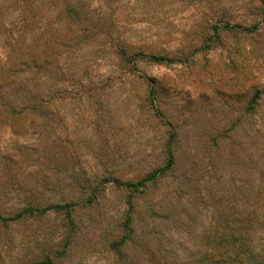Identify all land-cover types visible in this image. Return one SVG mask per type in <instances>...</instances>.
<instances>
[{"label":"rangeland","instance_id":"1","mask_svg":"<svg viewBox=\"0 0 264 264\" xmlns=\"http://www.w3.org/2000/svg\"><path fill=\"white\" fill-rule=\"evenodd\" d=\"M86 3L113 16L60 61L75 93L30 128L0 117V264H204L207 236L236 228L262 249L264 0ZM20 6L0 0V42L21 32ZM216 21L256 29L218 38ZM168 147L174 166L145 186L113 182L154 173ZM56 204L69 208L18 215Z\"/></svg>","mask_w":264,"mask_h":264},{"label":"trees","instance_id":"2","mask_svg":"<svg viewBox=\"0 0 264 264\" xmlns=\"http://www.w3.org/2000/svg\"><path fill=\"white\" fill-rule=\"evenodd\" d=\"M20 3L19 13L22 16L21 32L9 31L6 38L0 42V92H14L16 97L8 102H0V117L22 120L31 119L28 127L41 117H53L59 112L58 101L64 95H73L74 81L60 82V61L69 50L79 47L99 35H109V16L96 12L98 7H92L87 0H45L41 13L34 14L30 0H17ZM91 3V2H90ZM99 11V10H98ZM31 14V21L37 26L33 28L25 23L26 15ZM1 21V16H0ZM220 21V20H219ZM211 22L210 30L216 37L222 32H232L237 29L251 31L256 27H245L241 24ZM29 26V27H28ZM28 29L26 34L25 30ZM12 30V29H11ZM118 49L126 48L124 44H116ZM125 53V50H124ZM123 53V54H124ZM132 57H147L155 63L172 61L167 56L147 55L144 52L131 54ZM67 81V82H66ZM73 81V83L71 82ZM90 91V90H89ZM260 93L259 91L256 92ZM255 94V95H257ZM259 95V94H258ZM255 103V102H252ZM155 112H158L154 109ZM34 121V122H33ZM174 137V134H172ZM168 161L146 178L137 182H123L114 179L117 185L128 188L145 186L148 179L159 177L175 164V158L170 147L167 148ZM264 171V170H263ZM68 209V205H53L47 208H29L18 215L39 213L44 214L49 209ZM0 219L3 218L0 213ZM14 220L15 218H7ZM220 229V228H217ZM256 232V231H254ZM211 244L205 248L204 264H264V244L257 249L254 238L241 228L234 230L215 231ZM260 243V242H259ZM35 264H40L35 262Z\"/></svg>","mask_w":264,"mask_h":264}]
</instances>
